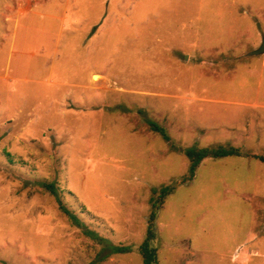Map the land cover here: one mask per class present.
Returning <instances> with one entry per match:
<instances>
[{
	"label": "rangeland",
	"instance_id": "obj_1",
	"mask_svg": "<svg viewBox=\"0 0 264 264\" xmlns=\"http://www.w3.org/2000/svg\"><path fill=\"white\" fill-rule=\"evenodd\" d=\"M37 1L0 0V264H264V0H78L59 43Z\"/></svg>",
	"mask_w": 264,
	"mask_h": 264
},
{
	"label": "trees",
	"instance_id": "obj_2",
	"mask_svg": "<svg viewBox=\"0 0 264 264\" xmlns=\"http://www.w3.org/2000/svg\"><path fill=\"white\" fill-rule=\"evenodd\" d=\"M149 123L152 129L160 132L164 136V138L169 139L166 130L162 126H160L157 122L150 120ZM184 152L190 160L189 169L192 175L195 174L197 167L206 156L210 155L214 157H221L229 154H240L237 148L232 146L227 147L224 145H220L218 147H213V148L191 146L186 148ZM254 156L264 162V154H254ZM172 190H173V186L170 185L163 186L160 189V196L164 198L167 196V194L172 192ZM158 205L159 202L158 204L154 203L152 216H155L156 214L155 209L156 208L158 209ZM139 248L144 259V264H158L156 258V248L153 244L151 231H149L147 237L144 239V241L142 242Z\"/></svg>",
	"mask_w": 264,
	"mask_h": 264
},
{
	"label": "crops",
	"instance_id": "obj_3",
	"mask_svg": "<svg viewBox=\"0 0 264 264\" xmlns=\"http://www.w3.org/2000/svg\"><path fill=\"white\" fill-rule=\"evenodd\" d=\"M28 1H29V3L32 2V0H28ZM70 4H72L75 7V9H79L80 8V3H79L78 0H51V2L49 4L45 3V2H38L37 1L35 3V5H37L36 9L33 8V7H35V5L33 4V7H32V4H31L30 11L27 12L26 14L22 15L21 19H25L26 23H28L29 21H31V19H29L30 17H32V19H35L34 15H38V14L40 15L42 13L43 15H46V16L50 17L51 19L59 20L60 21V27H59L58 35H57V38H56V40H58L57 42L59 43V39L61 38V36L63 34V29H64L65 21L67 19V12L69 10ZM39 5H41V8L42 7L46 8V6L47 7L49 6V7H52V8H51V10L49 12H47V11L44 12V11H42L43 9L42 10L38 9ZM59 10H62L60 14H58L57 12H54V11H59ZM78 21L79 20H74L72 23H75V22L78 23ZM46 27H48L46 25V23H42V28L46 29ZM55 52H56V49H54V51H53L54 55H55ZM101 73L102 72L97 70V69H91L90 70L91 79H90V81L87 84H81V83H78V84H73L72 83V84L73 85H79V86L83 85L84 88H87V89H90V90H95V89L102 90L104 88H100L99 87L101 85L103 86L101 80H99V75ZM51 76L52 75H50V77ZM50 77H49L48 81H50L52 83Z\"/></svg>",
	"mask_w": 264,
	"mask_h": 264
},
{
	"label": "water",
	"instance_id": "obj_4",
	"mask_svg": "<svg viewBox=\"0 0 264 264\" xmlns=\"http://www.w3.org/2000/svg\"><path fill=\"white\" fill-rule=\"evenodd\" d=\"M262 50H264V43H263L262 48H261L260 50H257L256 52H260V51H262Z\"/></svg>",
	"mask_w": 264,
	"mask_h": 264
}]
</instances>
